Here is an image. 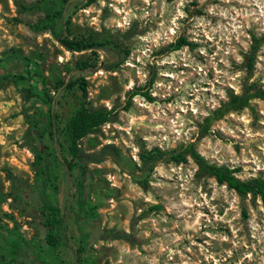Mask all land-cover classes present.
Here are the masks:
<instances>
[{
  "label": "rangeland",
  "instance_id": "obj_1",
  "mask_svg": "<svg viewBox=\"0 0 264 264\" xmlns=\"http://www.w3.org/2000/svg\"><path fill=\"white\" fill-rule=\"evenodd\" d=\"M69 0L66 18L77 39L108 36L110 46L93 53L64 49L48 31L34 26L45 18L43 0H0V224L18 227L32 244L42 242L45 214L31 191L41 170L43 146H56L46 130L43 107L19 78L30 61L48 77L63 80L69 67L88 61L113 70L85 75L90 108L116 107L117 119L82 143L89 152L113 144L112 157L91 165L90 207L83 223L97 225L108 239L97 241L81 264H264V202L219 185L191 158L142 169L141 156L193 145L206 161L238 169L242 180L264 176V101L230 112L208 133L206 117L240 95L246 83L264 86V0ZM191 45L173 50L179 39ZM255 56L250 67V58ZM154 79V81H152ZM152 82V84H151ZM64 119L80 103L77 89L57 94ZM135 88L156 99L135 97ZM60 206L71 204L72 182L57 169ZM144 181V183H142ZM146 181V182H145ZM76 228L70 221V237ZM127 240H111L113 234ZM74 241L61 250V264H75Z\"/></svg>",
  "mask_w": 264,
  "mask_h": 264
},
{
  "label": "trees",
  "instance_id": "obj_2",
  "mask_svg": "<svg viewBox=\"0 0 264 264\" xmlns=\"http://www.w3.org/2000/svg\"><path fill=\"white\" fill-rule=\"evenodd\" d=\"M90 0L89 2H93ZM70 7L69 0H43L42 9L45 18L34 26L37 31H48L52 37L67 51L81 53L92 50L96 53L100 48L110 46L118 55L127 54L122 45L116 43L108 36L91 33V38L77 39L71 30V20L66 18ZM258 46L264 45V37L256 40ZM191 44L185 39H179L172 45L173 50H180ZM255 56L250 58V67L254 65ZM30 61L27 70L19 76L27 84V91L35 101L43 107L46 117V130L54 141V147L43 146L38 156L40 171L37 174L36 185L31 191L34 205L45 214L42 242L29 243L21 234L18 227L9 228L0 224V264H61V250L69 247L70 240L74 241L75 264L83 263L82 255L99 240L108 239L106 234L97 225L88 230L83 228V223L90 207L89 188L94 176L89 169L91 165H99L107 158L112 157L120 164V156L113 144L103 146L97 152H89L83 148V141L90 135L97 133L103 126L114 122L119 114L116 107L90 108L86 99L88 96V83L85 75L73 76V73H96L102 69L113 70L119 62L100 66L88 61L78 62L75 67H69L66 72L70 78L65 81L56 72L46 77L36 63L34 71H30ZM51 80L57 94L62 97L73 89L81 93V100L76 110L68 117L62 119L59 116L57 106L60 99L50 93L47 84ZM154 81V79L152 80ZM152 84V82H151ZM143 97L148 102L156 99L143 88L133 89L128 97L129 108L132 100ZM264 101V86L256 83H246L240 95H233L226 105L217 109L212 116L206 117L200 126L199 134L204 136L210 127L223 119L230 112H238L247 108L251 100ZM187 157H191L204 172L210 174L219 185H225L240 196L260 197L264 202V176L242 180L237 176L238 169L227 165L209 163L201 156L193 145H187L179 150L164 152L154 149L141 156L142 169L151 171L152 167L163 161L183 163ZM57 169L64 171L72 182L71 204L68 208H62L58 201L60 191ZM146 182V181H145ZM144 183V181L142 182ZM70 221L76 228V233L70 237ZM111 240H127L128 235L123 233L113 234Z\"/></svg>",
  "mask_w": 264,
  "mask_h": 264
}]
</instances>
